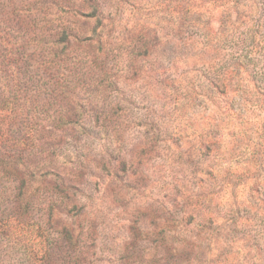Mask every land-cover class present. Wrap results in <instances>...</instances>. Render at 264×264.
I'll return each mask as SVG.
<instances>
[{"label":"rangeland","instance_id":"rangeland-1","mask_svg":"<svg viewBox=\"0 0 264 264\" xmlns=\"http://www.w3.org/2000/svg\"><path fill=\"white\" fill-rule=\"evenodd\" d=\"M0 98V264H264V0H0Z\"/></svg>","mask_w":264,"mask_h":264},{"label":"trees","instance_id":"trees-1","mask_svg":"<svg viewBox=\"0 0 264 264\" xmlns=\"http://www.w3.org/2000/svg\"><path fill=\"white\" fill-rule=\"evenodd\" d=\"M1 100L2 99L0 98V101ZM7 158H10V157H7ZM19 159L20 158H18V163L16 160H14V161H12V160L7 161L6 160V162L11 163L12 172L16 176V178L18 179V186L16 187L17 188V192H16L17 200L21 205H24V202H26V199H27V197H25V196H26V193L29 189V182L27 181L26 178H27V176H29L30 171H29L28 165L26 163L22 162L21 160L19 161Z\"/></svg>","mask_w":264,"mask_h":264}]
</instances>
